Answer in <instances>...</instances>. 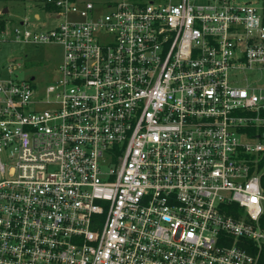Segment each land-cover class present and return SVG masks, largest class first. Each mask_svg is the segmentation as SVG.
<instances>
[{
	"label": "built area",
	"instance_id": "2783aa9c",
	"mask_svg": "<svg viewBox=\"0 0 264 264\" xmlns=\"http://www.w3.org/2000/svg\"><path fill=\"white\" fill-rule=\"evenodd\" d=\"M38 1L0 29L63 53L0 77V264H262L264 5Z\"/></svg>",
	"mask_w": 264,
	"mask_h": 264
},
{
	"label": "rangeland",
	"instance_id": "374dc122",
	"mask_svg": "<svg viewBox=\"0 0 264 264\" xmlns=\"http://www.w3.org/2000/svg\"><path fill=\"white\" fill-rule=\"evenodd\" d=\"M77 2H91L97 13L103 15L108 7L120 2L132 4L149 2L163 3L164 0H76ZM213 0H196V3H208ZM237 3L264 5V0H233ZM6 9V12L3 10ZM39 15V20L34 18ZM0 20H6L8 30L19 26L22 21L28 29H48L57 23L53 17L47 16L38 0L11 1L0 3ZM62 48L55 43L33 44L15 41L13 38L0 39V77L27 80L34 77V86L41 89L57 77L58 66L62 61ZM15 58L14 61L10 59ZM8 70L11 74H8Z\"/></svg>",
	"mask_w": 264,
	"mask_h": 264
},
{
	"label": "trees",
	"instance_id": "16d2710c",
	"mask_svg": "<svg viewBox=\"0 0 264 264\" xmlns=\"http://www.w3.org/2000/svg\"><path fill=\"white\" fill-rule=\"evenodd\" d=\"M11 1H24V0H0V3H8ZM49 9V7H47ZM6 20H0V29H3L5 24H6ZM261 262L262 264H264V250L262 251V255H261Z\"/></svg>",
	"mask_w": 264,
	"mask_h": 264
},
{
	"label": "water",
	"instance_id": "95a60500",
	"mask_svg": "<svg viewBox=\"0 0 264 264\" xmlns=\"http://www.w3.org/2000/svg\"><path fill=\"white\" fill-rule=\"evenodd\" d=\"M3 12H6V9H4ZM14 60H15V58L10 59V61H14ZM32 79H33V77L30 78V80H32Z\"/></svg>",
	"mask_w": 264,
	"mask_h": 264
},
{
	"label": "crops",
	"instance_id": "0c3cea01",
	"mask_svg": "<svg viewBox=\"0 0 264 264\" xmlns=\"http://www.w3.org/2000/svg\"><path fill=\"white\" fill-rule=\"evenodd\" d=\"M36 17H37V14H34V18L36 19Z\"/></svg>",
	"mask_w": 264,
	"mask_h": 264
}]
</instances>
